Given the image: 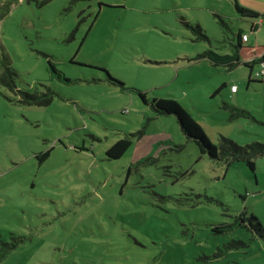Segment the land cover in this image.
Returning <instances> with one entry per match:
<instances>
[{
  "label": "rangeland",
  "instance_id": "rangeland-1",
  "mask_svg": "<svg viewBox=\"0 0 264 264\" xmlns=\"http://www.w3.org/2000/svg\"><path fill=\"white\" fill-rule=\"evenodd\" d=\"M235 1L264 12V0H0V74L55 92L25 106L0 82V254L17 244L0 264H264V156L226 167L152 106L177 101L215 144L264 143V86L245 92L250 68L203 56L234 54L240 32L264 46V21L252 32L260 20Z\"/></svg>",
  "mask_w": 264,
  "mask_h": 264
},
{
  "label": "trees",
  "instance_id": "trees-1",
  "mask_svg": "<svg viewBox=\"0 0 264 264\" xmlns=\"http://www.w3.org/2000/svg\"><path fill=\"white\" fill-rule=\"evenodd\" d=\"M235 6L236 10L242 17L262 20V22L259 21L260 23H252V32H256L259 29V24H263L264 12H259L252 8L240 5L236 1ZM193 29L195 32L200 33L199 39L209 40L200 26L193 27ZM242 37L243 33L240 32L238 34V45L232 55H220L213 50H209L203 56L208 57L215 64H223L230 69L243 64L250 68V75L253 77V72L256 70L257 66L264 62V46H249L246 42H243ZM51 66L60 79H67L64 73L58 70L52 63ZM109 78L116 84L120 85L122 90H129L123 83L113 79L110 74ZM67 80L69 81L70 79ZM257 81L264 84V82L260 80ZM0 82L15 96L18 103L25 106H48L55 98V92L47 87H45L44 91L37 90L34 92L19 89L15 82V72L9 67H6L3 73L0 74ZM253 82L255 81L250 77L249 83ZM222 88L223 87L219 90ZM137 92L144 101L147 102L146 94L142 91ZM152 106L159 114L175 115L184 135L199 146L201 153L207 154L211 159L221 162L226 167L231 166L235 162H244L252 171H255L256 160L264 156V143L256 142L242 146L225 137H221L218 144L211 142L204 133L202 126L194 119L191 113L173 99L156 98L153 100ZM225 108H228L233 112L231 118L236 119L250 116L246 110L233 105L225 104ZM131 136L132 135H126L112 145L107 151V157L109 159H120L123 157L133 144ZM46 155L48 156V154ZM252 219L256 220L257 227L263 229L261 223L256 217H252ZM16 247L17 244L6 245L4 252L0 254V261L5 259L9 252Z\"/></svg>",
  "mask_w": 264,
  "mask_h": 264
},
{
  "label": "built area",
  "instance_id": "built-area-1",
  "mask_svg": "<svg viewBox=\"0 0 264 264\" xmlns=\"http://www.w3.org/2000/svg\"><path fill=\"white\" fill-rule=\"evenodd\" d=\"M262 22V20H260ZM243 42H248L249 41V35L248 34H243ZM253 77L257 80H260L264 82V62L260 63L256 70L253 72ZM239 87L235 84L231 86V91L232 92H237Z\"/></svg>",
  "mask_w": 264,
  "mask_h": 264
},
{
  "label": "crops",
  "instance_id": "crops-1",
  "mask_svg": "<svg viewBox=\"0 0 264 264\" xmlns=\"http://www.w3.org/2000/svg\"><path fill=\"white\" fill-rule=\"evenodd\" d=\"M244 6V5H243ZM247 7V6H246ZM250 8V7H249ZM253 9V8H252ZM255 10V9H254ZM258 11V10H257ZM260 12V11H259ZM249 41H250V38H249ZM249 41L248 42H246L247 44L249 43ZM252 78V80H254L255 82H253V83H249V78ZM246 81V82H245ZM244 82H243V84H245V87L243 88V90H245V92H249V90H250V88L251 87H254V88H258V87H260V85L262 84L263 86H264V84L263 83H259L258 81H257V79H255L254 77H252V75H250V72H249V76H248V78H247V80H245ZM233 85V84H232ZM231 85V86H232ZM231 91V90H230ZM242 91V87H239V89H238V91L237 92H232L231 91V94L234 96V97H238L239 95H240V92Z\"/></svg>",
  "mask_w": 264,
  "mask_h": 264
}]
</instances>
